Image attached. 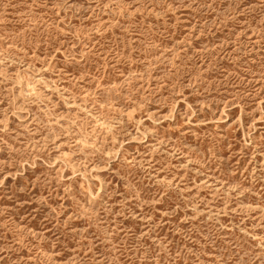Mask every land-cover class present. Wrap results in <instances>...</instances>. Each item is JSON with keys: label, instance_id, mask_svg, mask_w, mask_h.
<instances>
[{"label": "rangeland", "instance_id": "rangeland-1", "mask_svg": "<svg viewBox=\"0 0 264 264\" xmlns=\"http://www.w3.org/2000/svg\"><path fill=\"white\" fill-rule=\"evenodd\" d=\"M0 264H264V0H0Z\"/></svg>", "mask_w": 264, "mask_h": 264}]
</instances>
